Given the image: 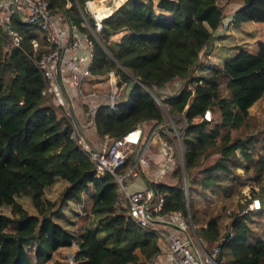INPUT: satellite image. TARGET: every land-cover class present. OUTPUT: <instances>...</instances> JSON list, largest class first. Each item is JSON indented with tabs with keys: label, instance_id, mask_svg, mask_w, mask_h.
Returning a JSON list of instances; mask_svg holds the SVG:
<instances>
[{
	"label": "trees",
	"instance_id": "trees-1",
	"mask_svg": "<svg viewBox=\"0 0 264 264\" xmlns=\"http://www.w3.org/2000/svg\"><path fill=\"white\" fill-rule=\"evenodd\" d=\"M46 1L51 13L65 14L72 25L90 34L83 24L84 18L94 24L86 11L94 0ZM231 2L220 6L218 0H128L105 19L95 41L94 76L113 72L121 76L120 86L129 87L134 77L152 92L172 84L180 91L167 94L166 112L135 83L115 111L98 109L94 128L100 138L116 140L142 123H162L169 114L183 134L188 192L179 164L172 182L150 185L164 197L162 215L182 212L210 251L232 235L221 246V264H264V234L251 232L254 213L243 214L253 199L264 205V189L259 194L255 189L263 188L264 155L254 158L257 145L264 144V131L251 114L264 102V41L242 49L211 76L196 75ZM235 16L239 23L264 28V0H242ZM14 19L23 37L21 49L9 51L0 29V264H69L55 260V253L74 245V264H152L162 251L161 239L139 228L120 208L119 186L112 175L96 177V166L71 138V121L43 94L47 82L36 64L43 51L35 54L32 47L39 39L37 26ZM118 35L123 36L114 41ZM58 179L68 183L59 202L45 200L46 188ZM248 187L253 196L244 197L231 213L223 234V219L215 214L210 197L242 196ZM22 196L31 199L37 214L17 201ZM70 202L99 226L93 228L89 221L74 233L67 231L55 217ZM4 207L11 208L12 216L1 213Z\"/></svg>",
	"mask_w": 264,
	"mask_h": 264
},
{
	"label": "built area",
	"instance_id": "built-area-1",
	"mask_svg": "<svg viewBox=\"0 0 264 264\" xmlns=\"http://www.w3.org/2000/svg\"><path fill=\"white\" fill-rule=\"evenodd\" d=\"M116 1L120 0H107L105 7L110 10ZM92 3L93 1L86 4V11L94 19V24L91 25L86 18L83 24L89 29V34L72 25L65 14L51 13L46 0H0V29L5 32L7 49H21L23 45V37L16 29L15 17L25 25L37 26V34L43 36V43L38 39L33 40L32 47L35 54L43 51L41 58L36 61L47 82L43 94L51 105L61 110L71 121V138L96 166V177L100 178L108 173L115 178L119 186L120 208L127 212L139 228L146 229L161 239L164 248L152 264H221V246L229 242L232 235L223 237L210 251L198 238L192 220L187 219L182 212L162 215L165 200L153 188L149 186L141 191L131 190L129 181H135L142 173L143 155L137 157L135 153L144 139L145 123L119 139L105 137L99 146H95L89 139L88 129L94 124L98 109L108 106L115 111L122 96H125L123 90L129 88L126 85L120 86L119 74L112 72L105 77L93 75L95 41H99L97 35L102 31L103 21L110 14L99 19L91 8ZM143 88L152 93L156 103L166 110L163 104L165 97L160 98L145 86ZM78 105L86 108L87 120L78 113ZM168 119L174 123L169 114ZM166 134L167 129L157 127L151 133V139H157L166 150V164L171 170L177 164L184 168L183 134L177 132L181 159H178L174 147L166 140ZM185 186L188 192L186 183ZM248 213H262L264 221L263 202L258 198L252 200L243 214Z\"/></svg>",
	"mask_w": 264,
	"mask_h": 264
},
{
	"label": "rangeland",
	"instance_id": "rangeland-1",
	"mask_svg": "<svg viewBox=\"0 0 264 264\" xmlns=\"http://www.w3.org/2000/svg\"><path fill=\"white\" fill-rule=\"evenodd\" d=\"M232 1V2H231ZM95 2V1H94ZM227 9V16L225 19V24L220 28L215 37V42L208 48L207 52L204 54L202 59V66L197 71L196 75L198 77H209L216 70L223 69L225 63L232 60L239 51L247 48H254L260 41H264V28L249 22V23H239L236 21V16L234 17L237 10L242 6V0H218L220 6H225L230 3ZM114 8V7H113ZM112 11V10H111ZM114 11V10H113ZM98 14V12H97ZM103 15V14H102ZM99 19H102L99 17ZM120 39L123 35H119ZM43 43V39L41 40ZM156 96H159L157 92H154ZM168 96L175 95L174 91L166 93ZM162 96V95H161ZM167 97V95H165ZM161 98V97H160ZM251 114L260 122V130L264 131V102L257 104L252 108ZM183 126L182 123L178 124ZM181 150V147L178 146ZM184 149V148H183ZM178 152H180L178 150ZM260 155H264V144H258L257 150L254 153V158L257 159ZM216 157L212 158L214 161ZM167 182H172L171 178ZM68 186V183L64 180L58 179L56 184L51 187L46 188L45 200L51 202H59L63 191ZM263 188L255 186L256 193L259 194ZM252 187H248L242 191V196L237 193L232 197H226L225 195H218L210 197L212 201V206L215 207V214H218L223 219L222 227L223 234L228 232V227L230 223L231 213L237 211L239 206L244 203V197H252ZM254 200V199H253ZM17 201L27 210L30 214H37L36 209L32 205V201L27 196H22L17 199ZM1 213L7 216H12L11 208L4 207ZM85 214L83 213L82 207L74 203H68L64 206L63 211L60 215L55 217L56 221L63 225V227L71 232H76L77 228L81 225H90L93 228L99 226L97 219L90 218L85 219ZM251 227V232L254 235L260 236L264 234V221L262 213H254L252 216V222L249 223ZM29 249V248H28ZM78 251V247L74 245L72 248L63 249L55 253V260H60L63 262H68L69 264H74L75 254Z\"/></svg>",
	"mask_w": 264,
	"mask_h": 264
},
{
	"label": "crops",
	"instance_id": "crops-1",
	"mask_svg": "<svg viewBox=\"0 0 264 264\" xmlns=\"http://www.w3.org/2000/svg\"><path fill=\"white\" fill-rule=\"evenodd\" d=\"M117 2L119 1H116V3H114V8H110V10H112L110 13V16L114 14L127 1H122L119 7L117 5ZM108 5H110V7L112 6L111 4H108ZM98 15L100 14L98 13ZM101 18L103 19L104 17H101ZM36 34H37V29H36ZM37 35L39 37L38 40L41 42V40L43 39V36H41V34H37ZM112 39L114 41H118L120 40V36L119 35L114 36ZM165 91H168V92L174 91V94L177 95L179 94L180 90L177 88L176 85L172 84V85H169V87L168 86L165 87L164 89H157L155 92H157V94H159L160 97H165V95H167ZM130 92H128V89L123 90L124 95H127ZM121 101L125 102L126 96H122ZM77 109H78V113L82 116V118L87 120L86 108L81 105H78ZM157 127L165 128L168 130V134H166L165 138L174 147L176 154H178V159L179 158L181 159L182 154H181V150L179 149L178 143H177V137H178L177 124L175 122L174 123L171 122L168 119V116L166 117L165 121H163L160 124L159 123L156 124L154 122L145 123L144 124V139L142 141L141 146L137 149L135 153L137 157L143 155L144 163L141 166V169H142L141 175L135 181H131V182L129 181L132 191H141V190L146 189L152 184L166 182L167 180L171 178V174L173 170H171V168H169V166L166 164V150L163 148V146L159 143L157 139H154V138L151 139V133ZM88 134H89V139L91 140L92 143H94L95 146H99L101 142L104 141L102 138H100L96 134L94 124H92L89 127ZM178 150L180 152H178ZM161 246L163 249L164 248L163 243L161 244Z\"/></svg>",
	"mask_w": 264,
	"mask_h": 264
},
{
	"label": "bare ground",
	"instance_id": "bare-ground-1",
	"mask_svg": "<svg viewBox=\"0 0 264 264\" xmlns=\"http://www.w3.org/2000/svg\"><path fill=\"white\" fill-rule=\"evenodd\" d=\"M106 1L107 0H96L92 4L94 6L95 10L98 11V13L100 14V15H98V17H107L111 13V10H109L108 8L105 7ZM121 3H122L121 0L119 2H117L118 7Z\"/></svg>",
	"mask_w": 264,
	"mask_h": 264
},
{
	"label": "water",
	"instance_id": "water-1",
	"mask_svg": "<svg viewBox=\"0 0 264 264\" xmlns=\"http://www.w3.org/2000/svg\"><path fill=\"white\" fill-rule=\"evenodd\" d=\"M123 6V5H122ZM121 6V7H122ZM120 7V8H121ZM81 9V11L84 13V11H83V9L82 8H80ZM234 17H235V15H234ZM107 19V18H106ZM215 42V40H213V42H212V44ZM211 44V45H212ZM133 82L130 84V86H129V88H128V92H130L131 90H132V88L134 87V85H135V83H140V81L138 80V79H136V78H134L133 77ZM151 95H153L152 93H151ZM184 171H185V168H184ZM185 183H186V185L188 186V177H187V174H186V171H185Z\"/></svg>",
	"mask_w": 264,
	"mask_h": 264
}]
</instances>
